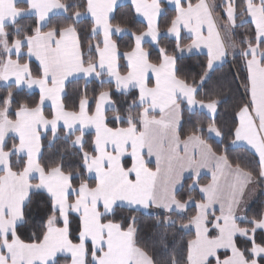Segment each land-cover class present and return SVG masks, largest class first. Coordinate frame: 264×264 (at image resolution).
I'll use <instances>...</instances> for the list:
<instances>
[{"label":"snow or ice","instance_id":"1","mask_svg":"<svg viewBox=\"0 0 264 264\" xmlns=\"http://www.w3.org/2000/svg\"><path fill=\"white\" fill-rule=\"evenodd\" d=\"M131 4L143 30L113 23L117 0H0V264H264V205L247 214L264 189V0H167L163 37L164 0ZM205 49L190 80L183 57ZM229 54L243 99L225 130L223 90L201 92ZM44 138L73 151L44 163ZM248 150L255 168L230 155ZM169 233L190 238L169 252Z\"/></svg>","mask_w":264,"mask_h":264},{"label":"trees","instance_id":"2","mask_svg":"<svg viewBox=\"0 0 264 264\" xmlns=\"http://www.w3.org/2000/svg\"><path fill=\"white\" fill-rule=\"evenodd\" d=\"M71 3H82L83 0H69ZM219 2V0H217ZM165 11L167 15L165 17H162L160 20V26H161V33L162 37L164 34L165 26L168 23V20L170 17L174 15L173 9L169 8L165 5ZM115 19L113 20V23H122L126 26H129L134 31L143 30L146 27V22L141 20L138 15L135 14L134 8L130 4H124L117 8L115 14ZM90 19L87 17H82L83 27L85 28V37L88 36V23ZM24 25H30L33 23L32 18L26 17L21 21ZM254 27V26H250ZM244 31L246 29H241L237 33V40L240 39V37L243 35ZM118 44L120 45V51L124 52L128 50V46L130 44L129 35L126 34L125 36L119 38L116 37ZM170 38H162L163 44H169ZM94 43V41H93ZM148 46V45H146ZM184 64L186 66L187 72L190 74V80L192 77H196V80L198 82L199 76L198 74L201 73V64L206 63V56L204 55H196L191 57H183ZM124 60H121V68L124 67ZM37 63L32 64L33 71L36 70ZM244 72L242 67V62L237 59L233 60L232 55L228 58L227 62L221 66L220 68L216 69L212 73V80L209 82L208 86L201 92V95H205L208 93L213 86L218 85L224 92V98L227 99V103L223 104L218 112L217 115V121L220 127L227 130L229 127L233 125L234 122H238L235 112H236V105L239 102V100L243 99V88L239 89V92L236 91L237 86L239 85L240 81L243 79ZM239 77V79H237ZM84 87V81H72L70 85L68 86V92L70 97L75 96L76 92L78 90L83 89ZM96 87V85H89V95L92 94V89ZM3 94V90L0 89V95ZM32 99L36 100L38 99V93H35L32 95ZM122 102L130 103V101H124L123 98H121ZM69 107H71V103L69 102ZM94 108V106H93ZM50 108H45V111L47 112ZM111 116V114H109ZM205 117L203 115H195L191 117L193 122L196 119H204ZM185 119H189L188 115L185 114ZM216 138H213V142H215ZM11 143V141H10ZM65 149H67V152H65ZM73 149L70 148L69 145L65 144L63 141L57 142L53 147H49L48 145V138L43 139V147H42V153H43V162L49 163L50 161H58L61 154L67 155V153L72 152ZM230 155L235 158L236 156H242L244 157V163L249 166L255 168L258 157H256L252 152L249 150L247 152L241 151V152H233L230 153ZM207 178H205L206 181ZM38 199H43L42 197H39ZM261 205H264V189H259V195L257 199L252 203V205L248 208L247 214L249 216L254 215L256 212H258L261 208ZM40 207H43V203H41ZM124 216H128L130 213L125 211L122 213ZM131 215H135L137 219V227L140 229V234L143 239H145L148 242L149 249L152 250V242L156 238V222L154 216H150L148 213L144 212H133ZM189 236L185 235L183 237L176 236L173 237L171 233H169L168 236V245H169V252L172 249L173 243L175 242V246L177 249H179L181 241H186ZM155 253L157 255L158 259H162L165 257L166 253L164 250L157 246L155 248ZM63 264V262H62Z\"/></svg>","mask_w":264,"mask_h":264},{"label":"crops","instance_id":"3","mask_svg":"<svg viewBox=\"0 0 264 264\" xmlns=\"http://www.w3.org/2000/svg\"><path fill=\"white\" fill-rule=\"evenodd\" d=\"M164 3H165V5L166 6H168L169 8H171L172 9V6L171 5H168L167 4V0H164ZM124 4H130V5H132L131 4V0H117V5H116V10H117V8L118 7H120V6H122V5H124ZM116 12V11H115ZM115 14V13H114ZM141 20H143L144 22H146L144 19H143V17H140V16H138ZM87 18H89L90 19V17H87ZM147 23V22H146ZM126 34H122V35H120V36H117V37H119V38H121V37H123V36H125ZM186 35V34H185ZM171 39V38H170ZM196 55H204V56H206V49L205 50H201L200 52H194V53H192V54H185L184 55V57H191V56H196ZM231 56V54H229V56H228V58ZM228 58H227V60H228ZM227 62V61H226ZM225 62V63H226ZM35 63H38V62H35ZM224 63V64H225ZM124 64H126V61H124ZM223 64V65H224ZM223 65H220V64H218L217 66H216V69H218V68H220L221 66H223ZM215 69V70H216ZM74 81V80H73ZM33 93H38V89H34L33 90ZM47 107H49L50 108V106L49 105H46L45 106V108H47ZM250 152H252L251 150H249ZM253 154H254V152H252ZM255 155V154H254ZM205 178H207V177H205ZM258 195H259V189H257L256 190V193H255V196H253L250 200H249V203H248V208L252 205V203L257 199V197H258ZM153 211H155V210H153ZM140 212H143V210H140ZM144 213H147V212H144Z\"/></svg>","mask_w":264,"mask_h":264}]
</instances>
